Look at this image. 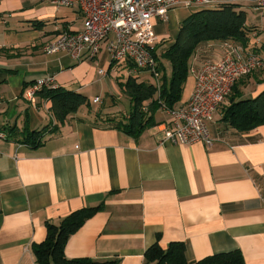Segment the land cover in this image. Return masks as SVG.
<instances>
[{
  "label": "crops",
  "instance_id": "1",
  "mask_svg": "<svg viewBox=\"0 0 264 264\" xmlns=\"http://www.w3.org/2000/svg\"><path fill=\"white\" fill-rule=\"evenodd\" d=\"M182 1L191 4L172 8L166 21L154 19L160 61L184 19L226 4L246 12L248 45L235 39L204 41L189 62L199 69L222 58L229 45L264 54V8L254 0ZM82 26L76 5L0 0V132L5 135L0 137V264H38L33 245L46 238L47 222L58 224L77 209L101 204L68 238V258L156 264L147 262L145 252L159 240L163 248L185 242L189 262L240 249L246 264H264V124L248 131L230 126L222 120L225 101L208 122L215 138L210 146L163 142L171 116L162 105L150 111V125L136 134L125 131L112 120L126 115L113 110L122 94L108 92L105 100L103 92L91 101L94 88L104 89L114 68L126 79H154L113 62L106 44L92 59L44 51L61 31ZM49 74L55 76L53 88L80 92L88 100L64 122L51 100L41 97L42 90L32 100L26 95ZM194 87L195 82L190 96L174 106L185 103ZM242 89L243 98L263 91L264 69ZM151 103H145L148 113ZM27 129L40 132L39 144L26 142Z\"/></svg>",
  "mask_w": 264,
  "mask_h": 264
},
{
  "label": "built area",
  "instance_id": "2",
  "mask_svg": "<svg viewBox=\"0 0 264 264\" xmlns=\"http://www.w3.org/2000/svg\"><path fill=\"white\" fill-rule=\"evenodd\" d=\"M57 6H77L83 16V26L78 30L65 29L58 33L44 51L48 54L64 52L76 60L92 59L101 51L103 44L115 63H124L130 72H148L158 90L162 85L163 72L157 46L160 39L155 32L154 19H168L169 11L190 1L182 0H42ZM214 0H195L211 3ZM264 8V0H254ZM264 69V54L248 51L242 45H229L226 54L196 69L195 87L191 97L183 104L168 107L170 123L165 127L163 142L181 144L204 142L211 145L215 138L208 126L214 115L231 94L234 85L252 71ZM102 76L106 70L100 69ZM55 85V76L49 74L36 80L26 92L30 100L43 88ZM101 98L95 97L98 102ZM147 111L148 106L143 105ZM0 137H5L0 132Z\"/></svg>",
  "mask_w": 264,
  "mask_h": 264
},
{
  "label": "trees",
  "instance_id": "3",
  "mask_svg": "<svg viewBox=\"0 0 264 264\" xmlns=\"http://www.w3.org/2000/svg\"><path fill=\"white\" fill-rule=\"evenodd\" d=\"M247 14L237 10L234 4H226L220 8H206L196 11L183 20L176 42L163 54L172 64L171 78H167L166 67L161 61L163 72L161 90L156 84L138 81L129 76L126 81H120L131 99V110L122 119H112L125 131L136 134L153 121L150 111L154 106H160V101L168 107H173L181 99L185 87L189 60L197 46L204 41L235 39L243 46L249 43V29L246 26ZM160 59V58H159ZM244 78V77H242ZM236 82L230 102L223 107L222 120L239 131H248L264 124V90L252 98H243V79ZM41 97L51 100L52 109L61 122L76 113L79 108L88 103L87 97L76 91L63 87L43 88ZM152 101L149 113L143 110V105ZM28 130V129H27ZM26 142L35 145L41 142L40 132L29 131L25 135ZM101 205L77 209L65 217L60 223L47 222L46 238L33 245V253L38 264H118V259L96 260L90 257L68 258L65 255V245L71 234L75 233L97 211ZM147 262L156 264H246L240 249L215 253L202 259L189 262L186 258V244L183 241H172L163 248L157 240L145 252Z\"/></svg>",
  "mask_w": 264,
  "mask_h": 264
},
{
  "label": "rangeland",
  "instance_id": "4",
  "mask_svg": "<svg viewBox=\"0 0 264 264\" xmlns=\"http://www.w3.org/2000/svg\"><path fill=\"white\" fill-rule=\"evenodd\" d=\"M1 53V51H0ZM192 57V56H191ZM162 61H163V64L165 65L166 67V73H167V78L170 79L171 78V74H172V64H171V61L168 59V58H165L164 56L162 57ZM197 65L194 64L192 61L189 62V68H188V72H187V79H186V84H185V87L184 89L182 90V93H181V99L182 101L186 100L189 96H190V92L192 90V87H193V84L195 82V77H196V69H197ZM261 69H258V70H255V71H252L251 73H249L248 75H245L243 76V83H245L244 85H242L241 87H246L247 86V79L253 75L255 72H258L260 71ZM145 74H148V73H143L141 74L140 77L144 78ZM117 76H123V80L126 79V77L123 75V74H119L118 70L116 68H114V70H112L111 74L108 75L106 77V80L103 81V84H104V89L105 91H103L104 89H102V86L99 84L98 86H96L94 88V93L93 95L90 97V100L92 101L93 98H94V95L95 94H100V93H103V95H101L103 98H105V100H108L106 99V94L108 92H111L112 94H115L116 96L118 94H122L123 98L122 100H117V105L113 106V110L115 111H120L124 114H129L130 110H131V99H130V96L128 95V93L123 90L122 88V85L120 84V81L117 80ZM162 86V85H161ZM161 90V89H159ZM243 90V93H244V89ZM233 93V91H232ZM231 93V94H232ZM230 94V96H231ZM229 96V97H230ZM229 97L225 100L227 101L225 105H227L230 100H229ZM223 105V106H225ZM157 115L161 116V112L160 110H158L157 112ZM115 117H121V116H115Z\"/></svg>",
  "mask_w": 264,
  "mask_h": 264
}]
</instances>
